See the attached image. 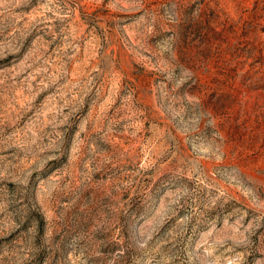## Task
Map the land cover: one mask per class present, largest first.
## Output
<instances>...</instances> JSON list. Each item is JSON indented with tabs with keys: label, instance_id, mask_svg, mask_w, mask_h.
<instances>
[{
	"label": "rangeland",
	"instance_id": "1",
	"mask_svg": "<svg viewBox=\"0 0 264 264\" xmlns=\"http://www.w3.org/2000/svg\"><path fill=\"white\" fill-rule=\"evenodd\" d=\"M0 264H264V0H0Z\"/></svg>",
	"mask_w": 264,
	"mask_h": 264
}]
</instances>
